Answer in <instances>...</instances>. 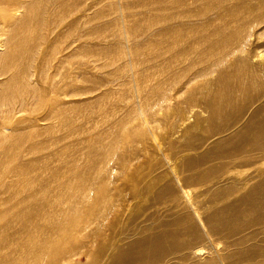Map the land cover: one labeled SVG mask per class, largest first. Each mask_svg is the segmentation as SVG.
<instances>
[{
  "label": "rangeland",
  "instance_id": "rangeland-1",
  "mask_svg": "<svg viewBox=\"0 0 264 264\" xmlns=\"http://www.w3.org/2000/svg\"><path fill=\"white\" fill-rule=\"evenodd\" d=\"M142 1H144V3ZM167 1L169 4H173V0ZM183 1H176L178 4H184L183 10L187 8H197L200 11L201 7L195 0H188L189 2L187 0ZM36 2L38 3L40 1L36 0ZM37 3L36 7H38L33 10L34 13L33 11L31 12L33 17L35 15L37 17L35 16V19H31V21L30 18H32V15L30 14L27 25L25 23H21L22 18L20 19V17L23 15V10L18 11V13L15 12L13 14H7L10 19H8V16H5L7 21L14 20L18 22V25H22H20L22 27L20 28L19 26L17 27L16 24L15 27H17V31H15V33L13 31L10 34V32L13 30L11 26H6L4 29L0 26V33L2 34L0 37V57L3 59L2 60L0 58V62L2 64H0V68H3L2 66L4 64V68L6 67L11 69H5V73H3L4 75H0V96L2 95V98L8 95L7 93H9V90L11 92L15 90L13 88L14 86L12 85L14 78L11 75L13 70L15 69L16 71L19 67V61L21 63L19 58L18 61L14 62V65L12 64V67L8 65L11 61L8 50L10 51V49L14 47V43L11 40L12 36L10 35L14 36L15 34L16 36L19 34L17 37H22L20 36L22 33L23 36L30 35L35 30L33 26L34 23V25H39V30L37 31L38 36L42 33L52 34L50 37V42L54 46L57 44L56 49L51 52L54 54V57L59 58L61 57V54L66 55L68 54V51H71L72 48L75 50L77 49L76 47L81 48L82 43L86 47L90 44L92 52H98L97 54L96 52L93 53L94 56L92 55V60L94 62L92 61L93 64L91 63L90 66L87 65L88 58L85 57L86 54L84 51V53L82 52L83 54H79L77 56L76 62L72 65V67L69 63L71 60L65 61V67L63 70H66L67 72H65L66 76L70 74L71 70H74V72L77 71L79 74L72 80L68 79L65 85L70 87L77 86L79 88V90L76 91L77 95H69L68 97L62 98L63 95L59 96V94H52L51 99L54 101V103L50 106V108H41L34 111L33 113H24L23 115L21 114L18 116L20 119H17L13 122L5 119L6 121L4 120V122L6 123H4L3 120L0 119L2 124L4 123V126L0 123V134L4 136L3 139L6 137L3 140L5 143L2 141V144L0 141V154L4 156V159L6 158L7 161H10L7 162L9 167L13 166L18 161L26 162L27 160H34L36 163L33 162V167L35 166L34 168L37 170L43 169L42 166L44 168H48L50 165H53L50 166L51 168L63 165L66 171L72 169L73 167H76L77 171H81L84 169L86 170V168L93 166L92 164H94L95 166H93V169L95 173H92L95 176H99L101 172L103 174V168L101 169L102 171L99 172L98 166H101V164L104 163V157H106L105 155L107 154L108 156L109 151H113L112 148H114L115 150L113 152L116 153L117 158L119 159L116 163H112L111 167L115 166L114 168H116L118 166L120 169L115 172H110L109 166L108 170L105 171L106 173H104L106 175L108 173L107 177L112 178V181L109 182L110 184L106 183L105 181H102L103 183L99 182L101 185L99 183L98 185L95 184L93 186L95 195H93V192H91V200L89 198L87 203L85 200V203L88 205H85V203H83L85 206L80 204V206L83 208L77 207V210L80 211H77L78 213L76 212V208H73L74 210H72L70 207L65 205H63L64 207L56 206L53 209L49 208V211H46L48 208H45L43 209L45 214H43L42 211L39 212L32 210L34 208L28 205H23L24 207L22 205L17 206L14 208V212L12 207H10L14 200L11 202V204L9 202L7 204L4 203L1 205L2 211H0V214H2L0 216L4 219L2 218L3 220H1L0 217V227L3 226L5 228H0V231L3 229L0 232V242L4 241L0 253H3L4 251L5 254L11 253L12 251L11 254H14L12 255L13 264L14 262L15 264H32V259L36 260L35 253L33 251L37 245L34 244H38L37 242L40 243L38 240H41V237L44 234L45 239L42 237L43 241H41L44 244L47 240L52 241L55 244L67 243V245L74 249L73 256L67 259L66 262H63V264H129L132 261L128 259L129 252L134 248L141 247L147 242L155 239L159 235L158 229L161 225L171 220L176 221L180 218H183L184 216H190V222L194 224L200 233V241L195 245H205L206 247H209L208 250L212 251V253H215V255L216 252H221L224 249V243L220 241L217 235H209L207 228L203 227L199 221V218L207 220L212 219L220 223H225L228 221L230 222V227L233 226L232 228L239 230V237L247 236L245 234L250 235L248 238L251 240L248 239V241L240 243L239 247L242 249H237V251H240V253L244 251L243 254H240L243 257L254 256L255 254L253 253V248L255 243L253 242L250 233V230L252 229H246V226L251 224L255 225L254 227H256L257 230L261 232L254 238V240L256 239L257 243L259 242L264 244V214H262V212H258L257 214L256 211V216H259V218H256V216H249L247 214V210L249 207L264 210V96H260L250 104H241L242 106H240L239 100L242 99L241 94H233L231 97L226 98V101L223 103V105L217 109L219 118L216 120H211L208 117V113L211 111L209 107L205 106L203 108V106L201 107L193 104L186 105V101L188 98H190V96L198 101H208L210 96L214 97L216 95L213 92V89L207 85L208 81L214 78V76L209 75L205 78L206 80L200 79L195 84H193V93L188 92L179 95L175 100H172L163 111L155 114L156 121L152 120V122L147 124L143 121L144 119L141 118L140 120V116L135 115L137 111L132 112V110L129 109V104L122 101L123 98L129 94V89L132 90L133 94H135V97H137L135 87L137 84L136 78L141 76V74L144 75L143 72L146 73L148 69V72H151L153 70V66L156 65L158 60L156 58L158 56V52L168 48L167 43H161L159 39L158 31L160 27V19L158 18H160V15H170L175 10L172 8L159 9V0H62V3L59 0H47L44 2V4L42 2H40V4ZM41 4L43 6H41ZM253 6L254 7H252V4L251 6H247L248 11L246 8V11L243 10V13H249L251 10L249 14L246 13L245 15L249 16L250 21L252 15V17L256 18L259 16V21L255 18L252 20L253 22L251 21L250 24L248 23L251 28L248 24L244 23V28L246 27L247 30H245L247 33H249L248 28L251 30L250 33L254 31L261 32L264 29V7H260L256 4ZM86 7L88 9H86ZM257 7H260V9L258 8L256 10L255 8ZM197 9L196 11L190 10L189 12L191 16L188 15L189 18H192V20H189L188 18V21H190L191 24H195H192L194 30V26L197 28L199 25L198 23H200V18H198V20L196 19V17H200V14H198L199 11L197 12ZM35 11L39 12L37 13ZM91 11L92 13L89 14ZM78 13H80L83 18H81ZM16 14L21 16L19 17ZM93 14L95 15V18ZM55 15H58V17L65 16V19H63V21L58 24L57 22H54ZM86 16H88V18ZM36 18L39 22L36 21ZM180 18L177 19L176 22L178 21V23H180L184 21L182 18L180 20ZM40 19L41 21L46 20L47 23L53 21L54 33L49 30L48 26L45 29L44 27L46 23L40 22ZM155 20H158L157 22H159V24L155 23ZM33 21L35 22L33 23ZM29 23L30 25H28ZM73 25L75 26L73 27ZM153 25L157 26V28ZM67 28H70V34H68V36H64L62 31L64 29L67 30ZM19 29L23 30H20V32ZM78 30L82 32L80 33ZM89 30L91 32V36L87 34ZM91 30H93V32ZM24 31L25 33L27 31H30L31 33L27 32V34H25ZM40 31L43 32L40 33ZM203 31L204 30H198L196 32L194 31L195 33H193V37H196V39L200 38L202 33L205 34V31ZM79 34L82 35L79 37ZM34 36V33L31 34V40L34 38ZM261 36L262 37L259 40H253L252 45H250L251 50L253 52L256 51V55H254L255 53L253 54V62L255 64H260V62L264 60V31ZM7 37L11 38L7 39ZM148 37H152L150 39L152 40L151 42L147 41L149 39ZM56 38L58 39L56 40ZM87 38H89L90 41ZM8 40H10L13 44L8 42ZM82 40H84V42ZM8 45L11 46L9 47ZM135 45H140L137 47L139 51ZM22 46L23 50H25L24 45ZM84 46L81 49L85 48ZM132 47L136 50L134 49V51ZM16 48V50H22L19 47V44L16 46ZM122 48L125 49V52H123ZM154 48L155 51L157 50L156 52L154 51ZM119 49H121L122 52ZM140 49L147 52L143 51L145 52L143 53ZM152 49L154 51L153 54ZM129 50H132L131 53ZM112 53L116 54L113 56ZM145 54L147 56H145ZM169 54H171V52ZM82 55H84V57H82ZM152 57L155 59H152ZM5 58H7L6 61ZM131 58L132 60L137 58L135 63H137L138 67L135 63L134 66L136 67H132V63L131 65L129 64L132 62ZM118 59H123V61L120 60L121 62H119ZM138 59L139 61L140 59L141 61L144 59H147L148 61L144 60V63L140 62L141 64H138ZM162 60L167 61V58ZM107 61L109 64L105 63ZM124 62L127 65H125ZM6 63L9 67L6 65ZM142 65L144 66L142 67ZM139 67L141 69L138 76L137 68ZM143 68L144 71H142ZM2 72L3 71L0 70V73ZM6 72H8V75H6ZM133 72H136L137 75L134 76ZM9 76H11L13 80ZM60 77L61 76H58L57 80H60ZM30 78L31 80L35 79V77ZM9 79H11V82H8ZM226 80L228 79H222L218 81L217 86L224 84V86H226ZM11 86L13 90H11ZM4 89L6 92L5 96ZM125 90L128 92L127 95L126 92H124ZM122 92L125 94L123 98H121L120 95ZM212 92L214 95H212ZM124 94L122 93V95ZM2 98L0 97V99ZM72 102L76 106L72 107V105H74ZM115 102L119 107V111L115 110L118 109L116 105L113 107ZM63 104L65 105L62 106ZM138 105L139 102H137V106ZM55 111L65 114L60 118V121L62 122L63 119V121L66 120L67 122H62V125L61 123H58L59 120H56V114H59V112L56 113ZM63 114H59L57 117H60ZM69 114L74 118H71ZM133 116L134 119H132ZM67 117L69 119H67ZM63 123L69 124V126L64 125ZM20 124L21 126H19ZM89 129L91 130L89 131ZM31 130L36 132H34L35 135ZM28 131L31 133H28L29 136L27 134ZM72 132H75V134L71 135ZM98 134H102L100 135L101 137ZM25 135L28 137V139L25 137ZM22 137H24V141H21ZM100 147L105 150H102ZM4 152H7V154ZM48 154H50V156H48ZM41 156H43V158ZM38 158L40 159L38 160ZM1 159L2 157H0V160ZM96 172L98 175H96ZM92 173H88L89 177L85 176V174L84 176L90 179V177L92 178L93 176ZM79 175L80 174H78V176ZM101 176H104V174ZM79 178L80 177H78V179ZM79 180H81V178ZM169 183L172 186L167 189V185ZM28 185L29 182L26 183V186ZM30 186L31 183L28 187H26V190L34 188L33 186V188ZM183 188L192 190L189 196H186ZM256 189H259V191L254 192ZM10 193L12 194V191L8 192L9 196ZM246 197H249V199L252 201V204L255 202V205L252 206V204L249 205L247 203H243L242 200ZM173 198L174 200H170ZM193 200L197 202V205H193ZM4 205L7 206V209ZM21 206L22 208H20ZM197 207L200 211L198 213L195 211V208L197 209ZM19 208L25 213L20 211ZM57 209L62 210L60 211V214L57 212L55 214ZM81 209L83 212H81ZM50 210L52 211L50 212ZM67 210L70 212H67ZM35 211L36 213H34ZM38 214L40 216H38ZM68 214L72 215L73 217L70 216L72 217L70 218ZM33 215H35V217ZM41 215H43L42 218ZM65 215H67V218L69 217V221H71V219L73 221L75 220L74 222H69L75 228H70L72 226L67 223L68 219L65 217ZM37 217L38 219L41 218L42 220L40 219L38 220L39 222H37ZM52 218H55L54 221L56 223L53 222ZM17 219L20 221L23 219L24 220L19 222ZM30 219L32 221H30ZM33 219L34 221L36 220L35 222H37V224L34 225L35 222ZM4 220L7 223H4ZM29 221L33 224L30 225ZM49 221H52L53 223H50ZM26 222L29 224H26ZM72 222L75 223L76 226H74ZM63 223L67 226H65ZM48 224H51L48 227L51 226V230H54L53 233L57 234V237L53 236L54 234L51 232L47 233L49 229H47ZM60 224L63 225V228L65 226L67 229L64 228L63 230ZM11 225H14V227ZM25 225L27 228H25L26 230L24 229ZM36 225H39L41 228L37 226L39 228L38 229ZM10 227L14 229H10ZM29 227L33 228L29 229ZM126 227L128 230H126ZM122 228H125L127 233H124L125 231L122 230ZM6 229H8V232H6ZM40 229H47V232L44 230L45 233H43V231ZM3 232H6V234H3ZM33 233L34 235L36 234V238H34ZM46 233L47 235H45ZM27 234L29 236H27ZM113 234L117 236V239L114 244V248L110 252L111 256L108 258V256L103 253L99 260L94 261L101 246H108L110 244ZM135 235L136 237H133ZM51 236L53 237L52 239L50 238ZM30 237L35 240H32ZM12 239L14 240L12 241ZM22 244H25V247L23 246V248H21ZM31 244H33V247ZM128 244L131 245L129 246ZM10 245L11 248L8 249ZM28 247L31 250L30 252H28L29 250L27 251ZM263 247L264 246H261V250H264ZM9 250L11 251L9 252ZM226 250L231 251L232 249L227 247ZM209 253L210 252L204 254L205 258H202V261L208 262L207 264H219V262L209 259ZM261 253H264V251ZM46 255L50 257L53 255V253H40V256L37 255V257L42 256L41 258L49 259L48 256L46 257ZM34 262L35 261H33V263ZM220 264L224 263L221 261Z\"/></svg>",
  "mask_w": 264,
  "mask_h": 264
},
{
  "label": "bare ground",
  "instance_id": "bare-ground-1",
  "mask_svg": "<svg viewBox=\"0 0 264 264\" xmlns=\"http://www.w3.org/2000/svg\"><path fill=\"white\" fill-rule=\"evenodd\" d=\"M38 1H40L44 4V2L47 0H38ZM59 1L62 3V0H59ZM176 1L177 0H173V4H169L167 0H159V2H160L159 9L160 8L161 9L172 8L173 10H175L170 15H167V14H165L164 16L158 15L160 17V18H158V19H160L159 20L160 21V27H159V31H158L159 39H160L161 43L166 42L168 45V48L165 50H160L158 52L157 57L154 55L158 60L156 62V65L153 66V70L151 72H148L149 71V69H148V71L146 73L143 72L144 75L141 74V76H139L140 69L144 65H142V67L140 66L141 68L140 67L137 68L138 69V76L140 77V78L137 77L139 79L136 78L137 84L135 85V87H136L137 97H135V94H133L132 90H130V89H129V91H130L129 94H128V92H126V90L129 88L128 87L124 91V92H126V95L128 94L126 97L123 98V96H125L124 92H122L124 95H122V93H120L121 98H123L122 102L129 104V109L132 110V112L137 111V113L136 114L134 113V114L137 116H140V120L142 118V119H144L143 121L145 123L149 124L150 122H152V120L156 121V119H155L156 113L163 111L166 108V106H168L169 103L172 100H175L179 95H181L183 93H188V92L193 93V88H192L193 84H195L200 79H205L209 75L214 76V78L210 79L208 81L207 85L213 89V92L216 95L214 97L209 95L210 97H209L208 101H198V100H196L190 96V98H188V100L186 101V105L187 104H190V105L193 104V105H198L201 107L203 106V108L205 106L209 107L211 109V111L208 113V117L211 120H216L219 118V115L217 113V109L221 105H223V103L226 101V98L231 97L233 94H236V95L241 94L242 99L239 100L240 106L250 104L252 101H255L260 96H264V60L261 61L262 63L260 62V64L259 63L255 64L253 62V54L256 51L253 52L250 48V45H252L253 40H255V39L259 40L262 37L261 35H262L264 29L261 32L254 31V32L250 33L251 27L249 24L256 17H252L253 16L252 15L251 21H250L249 16L245 15L247 12L243 13V10L246 11L245 10L246 8L248 11L247 6H251V4H252V7H254L253 6L254 4H256L260 7H262V6L264 7V0H195L197 2V4L200 5V7H201L200 11L201 12L197 8H195V9L187 8V9L183 10L184 4L183 5L178 4L179 0H178V2H176ZM40 2H38V3L40 4ZM142 2L144 3V1H142ZM36 3H37L36 0H0V26H1V28L3 27V29H4V27H6V26H11V28L13 30L10 32V34L13 31L15 33V31H17L16 28L18 26L20 28H22L21 24H19V25L17 24L18 23L17 21H14V20H8L7 21V19L5 18V16H8L7 14H11V13L13 14L15 12L18 13V11H20V10H23L22 11V13H23L22 17H20L21 15H18V14H16V15H18L20 17V19L22 18L21 23H25L27 25V21L29 20V17H30L29 15L30 14L32 15L31 12L35 8L38 7V6L36 7ZM180 3H182V2H180ZM41 6H43V5L41 4ZM260 7H257L255 9L256 10L258 8L260 9ZM86 9H88V8L86 7ZM196 9H197V12L199 11L198 14H200V17H196V19L198 20V18H200V23H198L199 25L197 26V28H196V26H194L195 27V30H194L193 25H195V24L192 23L193 24L192 25L191 22L188 21V18H189L188 15H190V12H189L190 10L196 11ZM249 9H251V8H249ZM84 11H86V10H84ZM92 11L89 14H91ZM250 11H249V13H250ZM35 12H37V11H35ZM33 13H34V11H33ZM80 13H82V12H80ZM80 13H78L79 16H81ZM249 13H247V14H249ZM86 14H87V12H86ZM37 15H39V14H37ZM67 15H68V13H67ZM67 15H66V17H67ZM18 16H16V17H18ZM93 16L95 18L94 14H93ZM192 16H194V15H192ZM34 17L32 15V18H30V20L35 19ZM43 17H45V16H43ZM86 17L88 18V16H86ZM180 17L184 21L180 22V23H178V21L176 22V20L179 19ZM81 18H83V16H81ZM181 18H180V20H181ZM8 19H10V17ZM41 19H40V22L46 23L44 28L46 29V27L48 26L49 30L53 32V30H54L53 21L47 23L46 20L41 21ZM63 19H65V16L58 17V15H55L54 22H57L58 24H60L63 21ZM256 19L258 20L259 16H257ZM189 20H192V18H189ZM36 21H37V18H36ZM155 21H156L155 23L159 24V22H157L158 20H155ZM261 21H263V20H261ZM34 22L35 21H33V23ZM37 22H39V21H37ZM30 23L28 25H30ZM139 23H140V21H139ZM244 23L245 24L249 23L248 25L250 28L247 27L249 29V33L246 32L247 29H246V27L244 28V26H245ZM16 24H17V27H15ZM34 24H33V26H34L35 30L33 33L35 34V36H34V38L32 37L33 38L32 40H31V34H33V33L30 32L32 29L30 31H27V32L31 33L30 35H27V36L26 35L23 36L22 35L23 33H22L20 35L22 37H17V36H19V34L16 36H15V34H14V36L9 34L10 36H12V38L7 37V39L11 38V40L14 43L13 44V43H11L10 40H8V42L13 44V46H14L12 49H10V51L8 49H6V50H8V53H10L9 57L11 60L10 61L11 65H10V63L8 65L10 67H12L14 65V62L18 61L19 58L21 60V63L19 61L20 65H18L19 67L17 68V70L15 71V69L13 68L14 69L13 73H12V75L10 74L14 78L15 81L12 79L11 76H9L13 80L12 85L14 86L13 88L15 90H13L12 86H11V90H13V92H11L9 90V93H7L8 95H6L5 94L6 93L5 89L7 88V86H6V88L4 89V96L5 95L6 96L4 98H2V95L0 96L2 98V99H0V119H2L3 122L5 119L13 122L17 119L19 120L20 117H18V116H20L21 114L23 115L24 113H33L34 111L39 110L41 108H47V107L50 108V106L54 103V101L51 99L52 94H59V96L63 95L62 98L68 97L69 95H73V96L77 95L76 91L79 90V88L77 86L70 87V86H65V85H66V81L68 79L72 80L73 78L77 77V75H79V74L77 73V71L74 72V70H71L70 74H68V76H66V74H65L66 70H63V68L65 67V65H64L65 61L71 60V62H69V63L71 64V67H72V65L76 62L77 56L79 54H83L85 52V54H86L85 57L88 58L87 59L88 60L87 65L90 66L91 63L93 64V62H94L92 60V57L94 56L93 53H95L96 51L92 52L90 44H89L90 47L89 46L86 47V46H84V44L82 42L81 43L83 45L81 44V46L82 47L84 46L85 48L81 49L82 47L81 48L76 47L77 48L76 50L74 48H72L70 52L68 51V54H66V55L61 54L60 55L61 57H59V58L54 57V54H52L51 52L56 49L57 44H55V46L51 44L50 37L52 34L51 33H42L43 31L42 32L40 31V33H42V34L38 36L37 31L39 30L38 29L39 25L36 24L37 25V29H36V25H34ZM152 24H153V22H152ZM196 24H197V22H196ZM31 25H32V23H31ZM155 25H153V26H155ZM248 25H246V26H248ZM33 26H30V27H33ZM74 26L75 25H73V27ZM27 27H29V26H27ZM155 27L157 28V26H155ZM23 28H24V25H23ZM89 28H91V27H89ZM6 29H8V28H6ZM20 30H23V29H19V31ZM198 30H204L205 34L202 33V36L200 35V38L196 39V37L195 38L193 37V33H195ZM70 31H71L70 28L69 29L67 28V30L64 29L62 31V34H64V36H68V34H70ZM91 31L93 32V30H91ZM94 31H96V30H94ZM27 32L25 33V31H24L25 34H27ZM130 32H131V27H130ZM36 34H37V37H36ZM87 34H89V36H91L90 30ZM80 35H82V34H79V37H80ZM93 35H96V34H93ZM1 36H2V34L0 33V37ZM77 37H78V35H77ZM95 37H93V38H95ZM154 37H156V36H154ZM148 38L149 39L147 41L151 42L152 40H150V39L152 37L151 38L148 37ZM57 39L58 38H56V40ZM87 39H89V38H87ZM143 40H145V39H143ZM82 41L84 42V40H82ZM89 41H90V39H89ZM0 44H1V41H0ZM7 44H9V43H7ZM16 44L17 45L19 44L20 48L22 45H24L25 50H23V46L21 48L22 50H20V49L16 50L18 48V47L16 48V46H17ZM68 45H69V43H68ZM139 46L135 45L136 48ZM69 47H70V45H69ZM155 48H154V51H155ZM122 49H123V52H125L124 51L125 49L124 48H122ZM134 49L135 48H133V50ZM162 49H164V48H162ZM119 50L122 52L121 49H119ZM140 50H142V49H140ZM131 51H130V53H131ZM138 51H139V49H138ZM143 51H145V50H142V52ZM152 51H153V49H152ZM154 51L152 52V54L154 53ZM97 52H96V54H97ZM145 52H147V51H145ZM145 52H143V53H145ZM170 52H171V54H169ZM108 53H106V54H108ZM115 54H113V56ZM137 55H136V57H137ZM254 55H256V53ZM122 56H124V55H122ZM132 56H133V54H132ZM145 56H147V55L145 54ZM82 57H84V55H82ZM138 58H139V56H138ZM149 58H147V59H149ZM164 58H167V61L162 60ZM1 59H0V61H1ZM6 59L7 58H5V61H6ZM111 59H112V56H111ZM134 59L132 60V58H131L132 62L129 61L130 65H131V63L133 64L132 67H136V66H134V63H135L137 58H134ZM152 59H155V58L152 57ZM118 60H119V62L123 61V59H118ZM138 61H139V59H138ZM143 61H141V59H140L138 64H141L140 62H143ZM105 63H108V61ZM0 64H1V62H0ZM135 64L137 65V63H135ZM6 65H7V63H6ZM125 65H127V64L125 63ZM4 66L5 65L3 64V66H2L3 68H0V70L3 71L2 73H0V75H4L3 73H5V69H8L6 67L4 68ZM137 67H138V65H137ZM151 67H152V65H151ZM144 68L142 71H144ZM137 69H136V71H137ZM8 70H11V69L9 68ZM6 75H8V72H6ZM133 75L134 76L137 75L136 72H133ZM58 76H61L60 80H57ZM30 77H33V78L35 77V79L31 80ZM11 79H9L8 82H11ZM222 79H228V80H226L227 81L226 86H224L225 84L217 86V82L222 80ZM6 91H7V89H6ZM214 93L212 95H214ZM120 95H119V97H120ZM236 97L239 98L238 96H236ZM137 102H139L138 106H137ZM65 104H63L62 106H64ZM115 105H116V102L113 105V107H115ZM73 106H76V105L74 104V105H72V107ZM210 109H208V110H210ZM115 110L119 111V107H118V109H115ZM59 111H60V109H59ZM59 111H55V112L57 113ZM232 112H230V113H232ZM67 113H69V112H67ZM128 113H130V112H128ZM59 114H63V113L59 112ZM59 114H56V115L58 116ZM64 115L65 114L61 115L60 117L56 116V120L57 121L59 120L58 123H61V125H62V122H67L66 120L63 121V119H62V122L60 121L61 120L60 118ZM51 117H53V116H51ZM71 118H74V117L71 116ZM75 118H77V117H75ZM67 119H69V118L67 117ZM132 119H134V116ZM211 120H209V121H211ZM37 122H38V120H37ZM0 123L2 124L1 121H0ZM4 123H6V122H4ZM116 123H118V122H116ZM18 124H19V121H18ZM64 125L69 126V124H64ZM19 126H21V124ZM55 126H56V124H55ZM64 127H66V126H64ZM21 128H23V127H21ZM0 129H1V127H0ZM82 130H84V129H82ZM90 130L91 129H89V131ZM92 130H93V128H92ZM34 132L35 131H32L33 134H34ZM114 132H112V133H114ZM28 133H30V131H28L27 134ZM104 133H105V131H104ZM73 134H75V132L74 133L72 132L71 135H73ZM17 135H19V134H17ZM98 135H97V137H98ZM100 135H102V134H100ZM28 136H29V134H28ZM3 137L4 136H2L0 134V141L2 144L4 142L3 140L6 138L5 137L3 139ZM25 137H27V136L25 135ZM27 139H28V137H27ZM29 139H30V137H29ZM24 140H25L24 137H22L21 141H24ZM84 141H86V140H84ZM70 144H72V143H70ZM23 146H24V144H23ZM69 146H71V145H69ZM101 149L105 150L103 148H101ZM112 149H113V151L115 150L114 148H112ZM113 151H109L108 156H107V154L105 155L106 157H104V163H102V164L100 163L101 166L98 164L99 165L98 170H99V172H101L102 171L101 169L103 168L104 176H101V175H103L102 172L100 173L99 176L93 175L92 172H94V169H93V166H95L94 164H92L93 166L86 168V170L85 169L81 170V171L78 170L79 172L77 171L76 167H73L72 169L66 171L64 169L63 165H60L59 167H51V168H50V166H53V165H50V166L46 165L49 167L44 168L42 166V168L44 170L43 169L37 170L34 168L35 166L33 167L34 163H36V162H34V160L33 161L27 160L26 162L25 161H21V162L18 161V162H16V164L9 167L7 162H10V161H7L6 158L4 159V156H2V154H0V157H2V159H3V160L2 159L0 160V211H2L1 205H3L4 203L7 204L9 202L11 204V202L13 200L14 201H13L12 205H14V206L10 205V207H12L13 210L17 206H20V205H22V206L26 205L27 206L28 205V206L34 208L32 210L43 212L44 211L43 209H45V208H48L46 211H49V208L53 209L56 206L64 207L63 205H65V206L70 207L72 210H74L73 208H76V212L79 211V210H77V207L83 208L82 206H80V204L84 205L83 203H85V200L87 203L88 199L90 198V196L92 194L91 192H93V195H95L94 190H93V186L95 184L98 185L99 182L103 183L105 181L106 183H109L112 181V178L107 177L108 173H107V175L105 174L106 173L105 171L108 170L109 166H110V168H109L110 172H115L118 169H120V167H118V166H117L118 168L117 167L114 168L115 166L111 167L112 163H116L117 160L119 159V158H117L116 153H114ZM110 152H112V153H110ZM4 153L7 154V152H4ZM99 154H101V153H99ZM48 156H50V154H48ZM6 157H7V155H6ZM41 157L43 158V156H41ZM39 159L40 158H38V160ZM41 160H43V159H41ZM95 163H96V161H95ZM55 166H57V165H55ZM65 167H66V165H65ZM36 168H38V167H36ZM88 173H90V174L92 173V175H93L92 178L90 177V179H88L87 177H85V176L89 175ZM78 174H80V175L78 176ZM84 174H85V176H84ZM96 175H98L97 172H96ZM78 177H80L81 180H79L80 178L78 179ZM28 182H29V185L31 183V186H30L31 188L34 187L33 189L26 190V187L29 186V185L26 186V183H28ZM101 183H99V184L101 185ZM171 186L172 185L169 183L167 185V187H168L167 189H169V187H171ZM183 190L186 193V196H189V194L192 191L191 189H187V188L186 189L183 188ZM11 191H12V194L10 193V196H9L8 192H11ZM258 191H259V189H256L254 192H258ZM90 200H91V198H90ZM170 200H174V198L170 199ZM242 202L247 203L249 205L252 204V201L249 199V197L244 198L242 200ZM86 203H85V205H88ZM193 205H197V202L195 200H193ZM254 205H255V202H253L252 206H254ZM4 206H6V205H4ZM22 206L20 208H22ZM26 206H25V208H26ZM61 207H59V208H61ZM3 208H5V207H3ZM20 208H19V210L22 211ZM6 209H7V206H6ZM66 209H67V207H66ZM71 209H70V211H71ZM36 211L34 213H36ZM51 211L52 210H50V212ZM60 211H62V210L57 209L55 211V214H56V212L60 214L61 213ZM70 211L67 210V212H70ZM195 211H197V213L200 212L198 207H197V209L195 208ZM256 211H257V214H258V212H262V214H264V210H259V208L256 209L254 207H252V208L249 207V209L247 210V214L249 216H256ZM14 212H15V210H14ZM81 212H83L82 209H81ZM23 213H25V212H23ZM64 213H65V211H64ZM43 214H45V213L43 212ZM262 214H260V215H262ZM15 216H17V215H15ZM24 216H25V214H24ZM33 216L35 217V215H33ZM38 216H40V215L38 214ZM42 216L43 215H41V218H42ZM44 216H46V215H44ZM66 216L67 215H65V217ZM68 216L70 217L72 215L68 214ZM30 217H32V216H30ZM65 217L63 216L64 219H65ZM72 217H70V218H72ZM197 217H199V216H197ZM2 218L3 217H1V220L4 219V218L3 219ZM8 218H9V216H8ZM22 218H23V216H22ZM26 218H27V216H26ZM41 218L38 219V217H37V219H36L37 222H39L38 220H40ZM55 218H52L53 222H55L54 221ZM57 218H58V216H57ZM256 218H259V216H256ZM19 219H20V217H19ZM34 219H33V221H34ZM1 220H0V222H1ZM23 220H21V221L18 220V221L22 222ZM25 221H26V219H25ZM30 221H32V220L30 219ZM71 221H73V220L71 219ZM71 221H69V219H68L67 223L70 224L69 222H71ZM199 221L203 225V227L207 228V232L209 235H211V234L217 235L218 238L220 239V241L222 243H224V249L221 252H216V255H215V253H212V251L208 250L209 247H206L205 245H202V244L195 245L197 242L200 241V233L198 232V230L196 229L194 224H192L190 222V216H184L183 218H180L179 220H176V221L171 220V221L164 223L163 225H161L159 227V229H158L159 235L155 239L147 242L146 244H144L141 247L134 248L132 251H130L129 255H128V259H130L132 261L129 264H207L208 262L202 261V258H205L204 254L207 252H210L209 253L210 254L209 259H211V260L213 259V261L219 262V264L221 261L224 264H264V253H261L262 251H264V250H261L262 249L261 246H264V244H261L259 242L257 243L256 239L254 240V238L256 236H258L261 232V231L257 230L256 227H254L255 225L251 224V225L246 226V229H252V230H250V233H251V238L253 239V242L255 243L254 248H253V253L255 255L243 257L240 254H243L244 251H242V253H240V251H237V249H242L241 247H239V244L248 241V239H250V238H248L250 235L245 234L247 236H245V237L240 236L239 237L238 236V234H240L239 230H237L236 228H232L233 226L230 227V224H229L230 222H228V221L225 223H220V222L212 220V219L207 220V219H202V218H199ZM37 222H35L34 225L37 224ZM53 222L51 221L50 223H53ZM73 222H72V224H74V226H76L75 223H73ZM4 223H7V222H5V220H4ZM23 223H25V222H23ZM27 223L28 222H26V224ZM14 224H16V223H14ZM31 224H33V223L30 222V225ZM76 224H77V222H76ZM49 225H51V224L47 225V229L49 228L48 232L46 231L47 229L46 230L44 229V230L47 233H50V232L53 233L54 230L53 229L51 230V228H50L51 226L48 227ZM11 226L14 227V225H11ZM37 226L39 227V225H36V227ZM60 226L62 227L63 225L60 224ZM65 226H67V225H65ZM65 226H64V228L67 229ZM70 226H72V225L70 224ZM6 227H8V226H6ZM12 227H10V229H14ZM17 227H18V225H17ZM0 228H5V227L2 226ZM25 228H26V225L24 226V229ZM30 228H33V227H29V229ZM39 228H41V227H39ZM64 228L62 227L63 230H64ZM70 228H75V227L72 226ZM42 229H43V227H42ZM42 229H40V230H42ZM2 230L3 229H1V231ZM7 230L8 229H6V232H8ZM44 230H42L43 233H45ZM60 230H61V228H60ZM68 230H69V227H68ZM122 230L125 231L124 233H127L126 230H128V228L126 227V230H125V228H122ZM10 231H12V230H10ZM6 232L5 233L3 232V234H6ZM14 232H12V233H14ZM30 232H32V231H30ZM38 233H40V232H38ZM47 233L45 235H47ZM33 235H34V233H33ZM35 235H34V238H36ZM56 235L57 234H54L53 236L57 237L58 235L57 236ZM136 235L133 237H136ZM27 236H29V235L27 234ZM137 236H139V235H137ZM31 237H33V236H31ZM42 237H43V239H45L44 234ZM42 237H41V240H38V238H37V240L40 241V243L37 242L38 244H34L36 241L33 243L34 245H37V246L35 247V249L33 251L35 253L36 260L32 259L33 261H35L34 263H33V261H31L32 264H63V262H66L67 259H69L73 256L74 249H72L69 245H67V243L55 244L54 242L47 240L46 243L44 244L43 242H41V241H43ZM50 238L52 239L53 237L51 236ZM116 239H117V236H115L113 234L112 239L110 240V244L108 246H103V245L101 246V248L99 249V252L96 254L94 261L99 260L103 253H105L109 258V256H111L110 252L114 248V244L116 242ZM13 240L14 239H12V241ZM32 240H35V239H32ZM29 241H27V242H29ZM53 241H54V239H53ZM3 243H4V241L0 242V251L2 250L1 248H2ZM41 243H43V244H41ZM25 244H26V242H25ZM25 244H22L21 248H23V246L25 247ZM33 244H31V246ZM29 245H30V243H29ZM128 245L130 246L131 244H128ZM227 247H230L232 250L227 251L226 250ZM10 248H11V245L8 249H10ZM18 248H20V247H18ZM26 248H27V246H26ZM263 249H264V247H263ZM11 250H9V252ZM27 251L28 252L31 251L29 247H28ZM46 252H50V254L53 253V255L50 257L48 255H46V257L48 256L49 259L41 258L42 256L37 257V255L40 256V253L46 254ZM11 253H12V251H11ZM11 253H5L4 254V251H3V253H0V264H13L12 255H14V254H11ZM15 253H16V250H15ZM258 253H261V254H258ZM27 254H29V253H27ZM30 254H32V253H30ZM30 259H28V260H30ZM14 264H15V262H14Z\"/></svg>",
  "mask_w": 264,
  "mask_h": 264
}]
</instances>
